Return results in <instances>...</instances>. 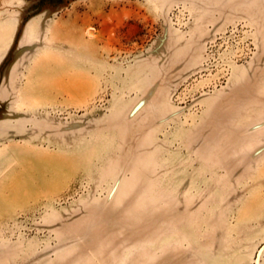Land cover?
<instances>
[{
	"label": "rangeland",
	"instance_id": "1",
	"mask_svg": "<svg viewBox=\"0 0 264 264\" xmlns=\"http://www.w3.org/2000/svg\"><path fill=\"white\" fill-rule=\"evenodd\" d=\"M0 264H264V0H0Z\"/></svg>",
	"mask_w": 264,
	"mask_h": 264
}]
</instances>
